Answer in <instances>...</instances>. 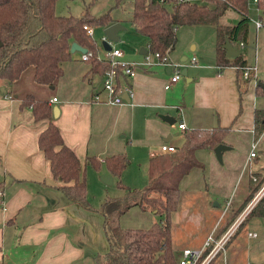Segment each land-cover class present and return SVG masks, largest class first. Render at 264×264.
Wrapping results in <instances>:
<instances>
[{"label": "crops", "instance_id": "obj_1", "mask_svg": "<svg viewBox=\"0 0 264 264\" xmlns=\"http://www.w3.org/2000/svg\"><path fill=\"white\" fill-rule=\"evenodd\" d=\"M258 10L263 12L258 14L261 26L256 27L253 23V39L250 40L247 35L245 45L238 47L244 55L246 65L253 72V78L246 84L242 97L237 86L236 66H220L217 62V29L214 24H186L193 25L196 32L205 34L209 40L210 37L213 38L206 47L192 35L188 49H183L184 45L177 47L176 42L175 47L167 51L168 57L174 60H187L185 78L180 77L165 88L174 72L171 66L170 70L169 65L163 69H156L163 65L139 67L131 79L134 92L131 96L128 95L130 100L125 104L111 105L94 100L93 96L97 92L103 98L106 96V92L102 90V73L91 71L87 60L80 58L81 51L72 52L71 59L63 63L64 73L56 80L54 90L49 86H40L38 89L41 95L27 89H23L20 95L10 91L0 95V182H3V189L0 190V264H97L98 256L109 249L104 216L97 209L111 196L100 204L93 203L88 196L93 206L91 209L71 202L66 197L59 188L62 183L53 178L50 161L38 143L41 131L48 126L50 120L36 122L31 108L21 106V100L27 93L36 98H48L53 107L59 106V114H53L52 120L61 127L65 143L76 151L85 168V178L89 157L98 158L100 164L105 166L108 155L125 151V140L107 144L108 139L102 136L103 127L108 123L124 125L134 118H137L136 121L146 120L149 123H155L156 118H159L176 127L178 138H184L186 130L178 126L179 122H184L188 129L221 127L228 136L244 137L245 156L248 157L253 149L255 154L251 158H256L257 148L259 153L264 154V10ZM240 18L237 11L229 9L222 16L221 22L234 24ZM250 23L251 18L248 34ZM206 25L215 28L212 31L205 28ZM144 39L146 45L143 48L146 51L141 52L143 48L140 50L143 56L148 45V39ZM248 49H251L250 57ZM193 57L195 62H192ZM28 77L34 80L33 70H28ZM53 97L58 100L51 101ZM162 114L173 116L175 122L165 120L161 117ZM158 123L157 128L163 142L180 146L181 143L171 141L174 136L169 133L170 129L162 131L164 128ZM124 129L125 125L119 133ZM136 135L137 133L134 134ZM169 135L171 138L165 140ZM120 136L125 138L123 136L126 135ZM101 141L104 145L100 144ZM226 144L229 146L226 150L236 146L233 141H226ZM156 151L159 154L168 153L161 152L160 148ZM153 154H150L148 161L147 179ZM129 164L130 156L119 178L105 166L103 173L113 176V182L108 185H113L115 179L122 178ZM253 168H264V162L253 161L250 169ZM245 186L247 190H244L243 197L231 210L234 211L245 201L250 190L249 177ZM120 189L122 192L116 196L123 194V189ZM226 212L215 221L213 217L204 230L200 229L183 243L175 242L172 232L175 253L179 255L185 247H201L211 232L221 234L230 225L227 224ZM259 218L262 220H256V224L250 226L247 219L236 231L227 245L226 264H264V231L261 232L264 217ZM205 219L207 220L206 217ZM248 232L256 234L252 236ZM175 246L178 247L177 250ZM220 259L218 264H224Z\"/></svg>", "mask_w": 264, "mask_h": 264}, {"label": "trees", "instance_id": "obj_2", "mask_svg": "<svg viewBox=\"0 0 264 264\" xmlns=\"http://www.w3.org/2000/svg\"><path fill=\"white\" fill-rule=\"evenodd\" d=\"M57 0H0V95L9 90L6 81H15L31 68L34 80L45 86L54 85L64 73L63 63L72 57L71 45L77 42L96 52L97 42L89 36L84 24H106L115 22L110 12L93 16L88 11L79 16L59 15ZM259 9L264 10V0H256ZM237 11L241 18L234 24L221 22L227 10ZM130 22L134 29L148 39L150 48L162 54L175 47L177 28L186 24H214L217 29V62L220 66L235 65L240 97L246 84L253 78V72L244 76L246 60L240 53L234 58L226 56L224 43L228 38L239 47L248 35L250 17L248 0H132ZM87 62L92 72L103 73L108 63L96 57ZM5 90H2V88ZM22 107H30L36 122L50 120L41 131L39 147L50 161L53 178L62 184L59 188L71 202L93 208L87 193L85 168L76 151L64 141L62 129L53 119V104L48 98H36L26 94ZM225 129L221 127L184 131L180 148L168 153H155L150 160L148 183L142 189L124 184L117 185L123 194L108 197L98 207L104 216V230L109 249L97 258V264H179L172 241L171 215L177 210L181 196V180L200 163L196 151L200 148L214 149L224 142ZM87 162L100 165L96 157ZM128 162L123 153L105 158L107 170L120 177ZM260 178L251 192H256L263 182ZM252 187V186H251ZM3 182H0V190ZM250 193L246 198L249 199ZM144 210H155L165 220L155 222L148 228H124L120 218L133 206ZM238 210L236 214H238ZM264 217V193L245 217ZM242 222L241 226L245 223ZM208 264H216L215 259Z\"/></svg>", "mask_w": 264, "mask_h": 264}, {"label": "rangeland", "instance_id": "obj_3", "mask_svg": "<svg viewBox=\"0 0 264 264\" xmlns=\"http://www.w3.org/2000/svg\"><path fill=\"white\" fill-rule=\"evenodd\" d=\"M131 9L132 0H57L56 2V12L59 15L79 16L88 11L93 16H101L110 12L115 21L121 20L126 28L120 33V41H112V45L124 51L125 56H123L122 61L128 63L144 61V56L141 54L140 50L146 45L145 37L136 32L129 20L132 16ZM259 13L261 14L263 12L258 10L255 0H248V14L251 18L248 34L250 40L253 39L254 35L253 23L254 20L259 19ZM223 18H225V16ZM90 25L94 30L93 38L100 46L103 36H106L105 28L107 25ZM206 26L205 28H210L212 31L215 28L213 26ZM192 35L196 36V39L201 40L204 47L209 45V43L211 44V39H213L210 37L209 40V37L205 34L196 32V30L193 29V25H181L178 27L177 47L184 45L183 49H188ZM247 53L250 57L251 49H248ZM169 60L173 63L181 64V70L185 67L187 68V60H174L170 56ZM164 66L165 65L157 67L156 69L166 68ZM141 68L142 67H140V69ZM28 70H31V68ZM28 70H26L24 72L25 75L23 74L19 79L12 82L6 81L8 82L6 83L7 89L10 92L13 94L19 93L20 95L23 89H27L36 95H41L38 88L42 86L47 88V86L37 83L35 80L31 79V77L29 78ZM180 77L185 78V75L182 74L181 71ZM50 87L54 90L55 84L49 86V88ZM136 119L137 118H134L133 120L125 122V131L121 133L119 132L124 126L123 124L118 123L117 125H113L108 123L102 129V136L108 139L107 144L109 143L110 145L114 144L113 142L116 140H125L127 143L125 151L119 153L126 154L128 157L130 156V164L128 170L124 172L120 180L126 185L142 189L148 183L146 175L150 154L156 153V150H158L163 143L157 128V122H159V126H163L164 129H162V131L170 129L169 133L174 136V139L171 140L173 143H181L182 145L184 138H178L179 132H177L176 127L165 123L159 118H156L157 122L155 121V123H149L146 120L136 121ZM135 133H137L136 136H134ZM123 134L126 135L123 136L125 138L120 136ZM235 139L239 140L237 141ZM243 140L244 137H233L225 134L223 141H225V143L226 141H233L236 146L233 149L225 150L223 160L217 157L214 149L200 148L196 151V158L200 164L194 166L181 180L179 205L177 210L171 215L172 232L174 233L175 242H178V244L183 243L189 236L194 235L200 229L204 230L213 217L215 221L218 217H221V215L223 216L226 211L228 218L227 224H231L241 215L248 202L263 185L264 180L259 185L256 192L252 193L251 190L248 191L247 196L250 193H252V195L246 202L243 201L234 211L231 210L232 207H235L241 200V197H243L244 190L246 189L245 185L248 184V177L250 178V188H253L260 178L264 176V168H258L256 170L254 168L253 170L250 169L253 161L264 162V154L259 153V148H257L256 151L258 156L256 158L249 157L250 153H248V157L245 156L243 150L245 145L243 144ZM100 144L104 145L102 141ZM180 146H177V149L180 148ZM88 163L89 164L86 166L87 192H89L88 196L91 197L90 200L93 203L100 204L106 197L116 196L122 192L117 185L118 178L115 179L113 185H108L101 179V176L104 174L103 168L106 165L104 166V164L101 163L97 167L90 162ZM238 210L240 211L234 216ZM154 212L155 210H147L144 212L140 206L132 207L120 218V225L124 228H148L155 222L165 220L164 215ZM246 215L247 213L245 217ZM256 220L262 219L255 216L250 217L248 226L256 224ZM257 225L260 226V224ZM263 228L261 226L262 233L264 231ZM177 249L178 247H176V250ZM176 256L178 255L176 254ZM219 261H221L220 257H216L215 263L218 264Z\"/></svg>", "mask_w": 264, "mask_h": 264}, {"label": "built area", "instance_id": "obj_4", "mask_svg": "<svg viewBox=\"0 0 264 264\" xmlns=\"http://www.w3.org/2000/svg\"><path fill=\"white\" fill-rule=\"evenodd\" d=\"M256 1V0H255ZM256 27L261 26V21L258 19L254 20ZM84 28L89 36L93 37V27L86 23ZM108 39L107 36H103V40ZM102 44L94 52L93 50H87L86 52L80 53V58L82 60H88L90 57H96L100 61H105L109 65L102 73V90L106 92V96L103 98L100 92L94 94L93 98L95 101H104L107 104H125L128 101L125 99L124 95L127 94L131 96L134 92L131 79L136 75L139 67L149 68L155 65H169L174 69V72L171 74L170 82L165 84V88L170 87L172 82L177 81L180 78L181 64L173 63L169 60L167 51L162 54L159 51H154L150 48V45H147V52L144 54V61L128 63L122 61L124 56V51L112 45L111 48L106 49ZM240 47L245 45V42H240ZM192 62H195V57H193ZM244 76H247L250 67L245 66ZM57 97H53L51 101H57ZM178 126L185 130L187 126L184 122H179ZM176 146L169 142H163L160 146L161 152H172L176 150ZM255 152L252 149L250 151L249 157L254 156ZM2 193V191H0ZM264 193V183L253 196V198L248 202L245 210L239 215L221 234L217 235L214 232H211L201 247H185L181 250L180 254L177 256V261L179 264H208L211 260L216 257L222 258L224 264H226V252L227 245L231 238L235 235L236 231L241 226L242 222L245 219V214L251 210L258 198ZM255 232H248V235L254 236ZM246 264H251L247 262Z\"/></svg>", "mask_w": 264, "mask_h": 264}, {"label": "water", "instance_id": "obj_5", "mask_svg": "<svg viewBox=\"0 0 264 264\" xmlns=\"http://www.w3.org/2000/svg\"><path fill=\"white\" fill-rule=\"evenodd\" d=\"M123 29H125V25L120 21H116V22H113V23L107 25V27L105 28V33H106V36L108 37L109 40L117 42V41H120V39H121L119 31L123 30ZM109 40H107V39L103 40V45L106 49H110L112 46L111 43L109 42ZM224 47L226 48L228 57H235L241 53V50L238 48V45L233 44L228 38L225 41ZM75 51L86 52L87 48L80 45L77 42H73L71 45V52H75ZM145 51H146L145 48H143L141 50V52H145ZM168 69L170 70L171 67L169 66ZM181 73L186 75L187 74V68L186 67L183 68L181 70ZM2 90H5V88L3 87ZM124 97L128 101L130 100V98L128 97L127 94H125ZM53 114L55 116H58V114H59V106L58 105H55L53 107ZM161 117L164 118L165 120L169 121L170 123L175 122V118L171 115L162 114ZM170 138H171V135L165 137V140H169ZM227 148H229V146L224 142L219 143L215 146L214 150L217 154V157L220 160H223V152ZM101 179L107 184H111L113 182V176L109 173H104L101 176Z\"/></svg>", "mask_w": 264, "mask_h": 264}]
</instances>
